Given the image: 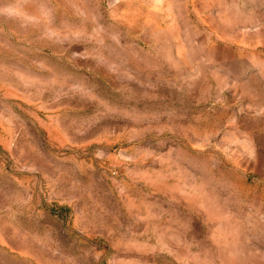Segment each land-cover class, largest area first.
I'll list each match as a JSON object with an SVG mask.
<instances>
[{
  "label": "rangeland",
  "instance_id": "374dc122",
  "mask_svg": "<svg viewBox=\"0 0 264 264\" xmlns=\"http://www.w3.org/2000/svg\"><path fill=\"white\" fill-rule=\"evenodd\" d=\"M0 264H264V0H0Z\"/></svg>",
  "mask_w": 264,
  "mask_h": 264
}]
</instances>
